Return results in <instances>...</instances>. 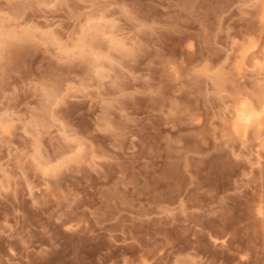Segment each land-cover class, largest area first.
<instances>
[{"label": "rangeland", "instance_id": "rangeland-1", "mask_svg": "<svg viewBox=\"0 0 264 264\" xmlns=\"http://www.w3.org/2000/svg\"><path fill=\"white\" fill-rule=\"evenodd\" d=\"M263 8L0 0V264H264Z\"/></svg>", "mask_w": 264, "mask_h": 264}, {"label": "bare ground", "instance_id": "bare-ground-1", "mask_svg": "<svg viewBox=\"0 0 264 264\" xmlns=\"http://www.w3.org/2000/svg\"><path fill=\"white\" fill-rule=\"evenodd\" d=\"M262 20H264V8L262 9ZM255 48V44H250L248 47L246 45V48H244L242 51L243 59L246 58L249 52H252L251 50ZM231 126L235 135L241 139H246L247 136H249L248 133L251 131V129L262 131L264 127V93L259 99V106L254 105V102L249 99L238 103L235 108ZM4 131L8 132L9 128L5 127Z\"/></svg>", "mask_w": 264, "mask_h": 264}]
</instances>
